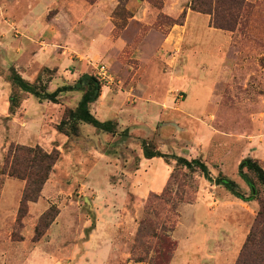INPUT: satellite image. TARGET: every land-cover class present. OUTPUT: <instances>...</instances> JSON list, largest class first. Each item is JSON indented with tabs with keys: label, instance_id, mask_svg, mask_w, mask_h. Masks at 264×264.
Wrapping results in <instances>:
<instances>
[{
	"label": "rangeland",
	"instance_id": "rangeland-1",
	"mask_svg": "<svg viewBox=\"0 0 264 264\" xmlns=\"http://www.w3.org/2000/svg\"><path fill=\"white\" fill-rule=\"evenodd\" d=\"M212 16L191 0H0V264H264V222L246 244L264 205V0H246L234 29ZM13 72L70 90L39 100ZM83 74L113 132L57 129ZM36 145L59 158L20 212L26 182L4 167ZM245 160L258 168L240 172Z\"/></svg>",
	"mask_w": 264,
	"mask_h": 264
},
{
	"label": "trees",
	"instance_id": "trees-1",
	"mask_svg": "<svg viewBox=\"0 0 264 264\" xmlns=\"http://www.w3.org/2000/svg\"><path fill=\"white\" fill-rule=\"evenodd\" d=\"M226 1L229 2L228 8H224L225 4H222V2ZM245 2L246 0H191V7L203 13L213 15L211 22L215 27L230 30L234 29L239 18V13L243 9ZM11 77L12 81L19 87V89L24 92L36 95L39 100H48L53 103H58L60 93L70 90V86H61L53 92H40L36 89L33 83L26 81L16 72H13ZM79 81L81 82V84L86 85V90L82 94L76 108L74 110L69 109L64 113V118L61 119V121L57 124V129L60 132H64L65 134H75L77 132L78 121H80L83 123H88L102 132H113L115 123L112 120H98L91 113L89 108V105L94 102L99 96L100 84L93 76L88 74H83L80 77ZM18 101V96L13 95L11 97V111H13L16 106H18ZM67 121H70L69 128L64 127ZM10 153L11 156L13 154V161L11 162V164H7V167H4V171H7L10 176L22 178L26 182L19 208V211L23 212V208H25L29 201H34L38 198L42 185L48 179L52 167L59 158V152L56 149L47 152L40 146L36 145L34 147L15 146L10 150ZM144 153L147 157H154V155L161 156V154L159 153H149L147 152V149L144 150ZM175 159L178 163L183 164L189 170H194V168L198 167L205 177L208 175L209 171L203 162L195 159L187 160L186 158H183L181 156H177ZM243 166L250 169L258 168L256 164H252L249 160H245L244 162H242V164L239 166L240 172ZM241 175L246 178L249 186L253 187L252 181L249 180L245 174ZM258 178L264 181V174H258ZM225 180L227 181L224 182V185L228 190L234 192L236 195L238 194V196L244 200L250 199L244 197L242 193H239L235 189L236 184L234 182L229 179ZM51 211L52 209H49L45 214H43L42 218L40 219L39 224L35 228L36 237H39V235L42 234L43 230L41 228V223L51 215ZM263 214L264 205L262 212H260V219H258L255 225L252 227L246 244L247 242H250L252 240V236L257 230V226L260 223L264 222L261 220ZM47 224L48 222L44 223V226L46 227Z\"/></svg>",
	"mask_w": 264,
	"mask_h": 264
},
{
	"label": "built area",
	"instance_id": "built-area-1",
	"mask_svg": "<svg viewBox=\"0 0 264 264\" xmlns=\"http://www.w3.org/2000/svg\"><path fill=\"white\" fill-rule=\"evenodd\" d=\"M98 74L99 76L102 78H108V71L106 70L105 66L103 64H101L100 66H98Z\"/></svg>",
	"mask_w": 264,
	"mask_h": 264
}]
</instances>
